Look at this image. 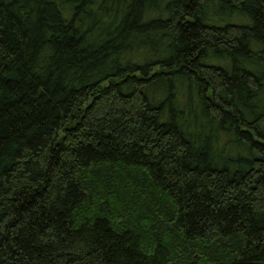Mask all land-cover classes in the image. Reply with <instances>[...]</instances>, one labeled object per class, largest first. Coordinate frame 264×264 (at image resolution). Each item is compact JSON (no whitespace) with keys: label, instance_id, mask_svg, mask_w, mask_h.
Segmentation results:
<instances>
[{"label":"trees","instance_id":"trees-1","mask_svg":"<svg viewBox=\"0 0 264 264\" xmlns=\"http://www.w3.org/2000/svg\"><path fill=\"white\" fill-rule=\"evenodd\" d=\"M0 264H264V0H0Z\"/></svg>","mask_w":264,"mask_h":264}]
</instances>
